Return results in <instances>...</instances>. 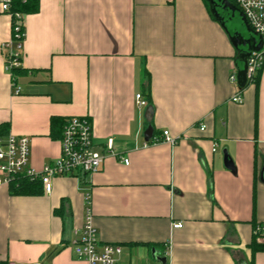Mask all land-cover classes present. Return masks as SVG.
I'll return each instance as SVG.
<instances>
[{
    "label": "crops",
    "instance_id": "obj_1",
    "mask_svg": "<svg viewBox=\"0 0 264 264\" xmlns=\"http://www.w3.org/2000/svg\"><path fill=\"white\" fill-rule=\"evenodd\" d=\"M40 3L24 16L19 93L3 48L13 20L0 13V124L30 137L37 171L61 154L52 117L90 116L97 149L112 138L114 152L91 176L55 177L50 192L0 186V260L89 264L72 242L90 195L100 243L123 246L118 264H264V251L250 249L264 223V65L259 89L248 83L234 102L236 18L227 31L209 0ZM137 93L153 100L149 140ZM164 130L177 143L158 141Z\"/></svg>",
    "mask_w": 264,
    "mask_h": 264
},
{
    "label": "built area",
    "instance_id": "obj_2",
    "mask_svg": "<svg viewBox=\"0 0 264 264\" xmlns=\"http://www.w3.org/2000/svg\"><path fill=\"white\" fill-rule=\"evenodd\" d=\"M236 5L244 13L250 27L262 38L259 49L251 51L247 58L248 82L253 83L257 73L264 65V0H235ZM13 0H0V13L9 14L13 20L12 38L3 44L6 69L12 75L14 93L21 88L16 83L14 69L21 67L22 48L25 38L24 14L12 11ZM230 81L237 84V74L230 75ZM139 107L147 105V100L141 93L135 96ZM232 100L243 102L240 87H237ZM201 129H204L201 126ZM158 141L177 143L169 130H164L162 138ZM216 149V147L214 148ZM113 139L106 144V152L99 151L95 143L94 123L88 115H73L66 117L61 136V154L50 164H46L41 171L30 166L31 139L28 136L16 134L0 135V186H9L19 177L39 179L45 191L50 192L53 179L57 176L87 177L98 172L104 162L106 154L113 153ZM126 164L129 160L124 159ZM91 197L87 195V212L83 226L76 231V238L72 242L75 255L89 264H118L119 256L123 253L120 244H101L97 229L93 224L91 213ZM174 228H182V222L173 224ZM254 238L264 243V223L254 225ZM168 255V249L165 251Z\"/></svg>",
    "mask_w": 264,
    "mask_h": 264
},
{
    "label": "water",
    "instance_id": "obj_3",
    "mask_svg": "<svg viewBox=\"0 0 264 264\" xmlns=\"http://www.w3.org/2000/svg\"><path fill=\"white\" fill-rule=\"evenodd\" d=\"M211 4L214 6L212 7V11L214 13V16L221 21L224 28L228 31V21L231 22V20L236 17L240 16L243 23L246 25L248 31L251 33L249 36H245L240 31H235L233 35H231V40L234 46L237 48L239 52V58L242 62V65H239V69L237 72V81L240 88H244L248 84V78H247V70H248V62L247 58L249 57L250 53L254 49H259L262 45V38L250 27L248 24V21L244 15V13L240 10V8L232 3L230 0H209ZM218 5H222V8L224 10H228L232 12V16L223 15L218 10ZM154 115V109L152 105H149L146 109L145 117L147 121L150 123L148 128L145 131L146 140H149L153 136V126L151 124L152 119ZM225 165L233 169L234 163L228 153L225 151L224 156ZM157 259L162 263L166 264V257H158Z\"/></svg>",
    "mask_w": 264,
    "mask_h": 264
},
{
    "label": "trees",
    "instance_id": "obj_4",
    "mask_svg": "<svg viewBox=\"0 0 264 264\" xmlns=\"http://www.w3.org/2000/svg\"><path fill=\"white\" fill-rule=\"evenodd\" d=\"M232 3H235V0H230ZM40 0H13L12 4V11L13 12H21L24 15L36 13L40 10ZM21 68H15L14 69V75L17 74ZM261 73L262 69L257 73V75L254 78V82L256 84L257 89H259V84L261 80ZM16 76V75H15ZM250 83V82H248ZM245 88V87H244ZM244 88H240L242 91ZM145 97L147 99L148 105L153 106V100L152 97L148 94H145ZM66 118L61 117H52L51 119V135L53 137H61L62 130L65 124ZM9 129L8 123H1L0 124V135H7ZM152 141V139H151ZM43 185L42 182L39 179H31L28 177H19L15 179L10 185H9V192L11 195H37L41 194L43 191ZM250 249L253 254L264 251V243H259L254 238L250 244ZM0 264H9L7 260H0ZM251 264H254V261H251Z\"/></svg>",
    "mask_w": 264,
    "mask_h": 264
},
{
    "label": "rangeland",
    "instance_id": "obj_5",
    "mask_svg": "<svg viewBox=\"0 0 264 264\" xmlns=\"http://www.w3.org/2000/svg\"><path fill=\"white\" fill-rule=\"evenodd\" d=\"M235 18H236V20L234 19L235 22L233 21L234 22L233 26L237 25L238 29L240 31H242V34H244L245 36H249L251 33L248 31V29H247L246 25L243 23L241 17L238 15ZM227 23L232 24V22L230 23V21H228Z\"/></svg>",
    "mask_w": 264,
    "mask_h": 264
},
{
    "label": "flooded vegetation",
    "instance_id": "obj_6",
    "mask_svg": "<svg viewBox=\"0 0 264 264\" xmlns=\"http://www.w3.org/2000/svg\"><path fill=\"white\" fill-rule=\"evenodd\" d=\"M220 6V7H219ZM218 8H221V10H223V8H222V5H218ZM219 11H220V9H219ZM221 12V11H220ZM223 15H225V14H223Z\"/></svg>",
    "mask_w": 264,
    "mask_h": 264
}]
</instances>
